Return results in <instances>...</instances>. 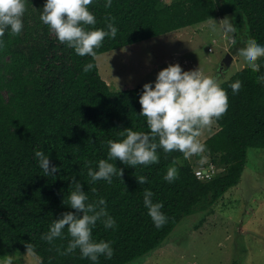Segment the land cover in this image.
<instances>
[{
	"label": "trees",
	"instance_id": "1",
	"mask_svg": "<svg viewBox=\"0 0 264 264\" xmlns=\"http://www.w3.org/2000/svg\"><path fill=\"white\" fill-rule=\"evenodd\" d=\"M43 4L27 2L21 34L6 31L0 38V242L32 251L38 264H92L79 249L67 255L57 251L71 238L67 228L63 238L51 243L41 239L52 220L75 212L67 206L75 176L89 201L103 197L116 220L114 229H105L100 221L92 229L95 240L111 241L114 249L110 259L101 255L97 264H126L158 248L181 219L231 190L245 168L247 149H264V83L247 66L219 83L228 96V112L213 121L217 130L202 142L207 151L196 154L197 161L207 159L223 169L210 180L195 177L201 164H187L180 151L158 147V162L133 168L117 159L116 167L124 169L120 178L89 183L85 162L92 161L95 168L96 161L106 159L108 139H122L126 128L149 131L146 117L139 116L142 86L111 91L95 57L236 11L244 16L250 41L264 44V0H112L110 8L104 0H94L88 7L97 23L87 27L106 28L110 15L118 28L115 38L105 37L95 57L79 56L58 41L40 20ZM86 62L93 64L89 72L82 70ZM260 62L264 65V58ZM236 82L243 85L238 95L230 90ZM34 150L49 153L60 171L45 176ZM168 168L177 172L172 182L163 179ZM139 176L147 182L139 184ZM145 188L153 191L154 202H163L168 221L161 228L144 207Z\"/></svg>",
	"mask_w": 264,
	"mask_h": 264
},
{
	"label": "clouds",
	"instance_id": "2",
	"mask_svg": "<svg viewBox=\"0 0 264 264\" xmlns=\"http://www.w3.org/2000/svg\"><path fill=\"white\" fill-rule=\"evenodd\" d=\"M30 0H0V38L6 31L13 35L21 34L24 28L23 16L26 3ZM94 0H44L40 10V20L48 25L61 43L74 49L79 56L95 57L105 37L115 38L118 28L113 23L114 18L107 17L106 28H88V25L97 23L95 15L88 5ZM112 0H104V7L110 8ZM213 25L219 26L230 45H237L241 41L237 34L238 27L225 16ZM246 47L237 48L236 56L253 72L260 73L257 80L264 83V73L260 58H264V44L255 40L247 41ZM3 40L0 39V46ZM93 68L91 62H86L82 70L89 72ZM222 70V69H221ZM243 88L240 82L231 85L230 90L238 95ZM141 110L139 116L146 117L149 131H134L126 128L120 132V140L108 139L107 158L95 162L96 167L90 166L93 162L86 161L89 183L104 180L112 183L114 176H122L124 169L117 168L115 161L132 166L149 165L159 160L157 149L165 152L177 150L185 158L207 151L199 136L201 130L213 121L219 120L228 112V96L219 87V76L204 75L199 67L193 70H183L179 63L169 64L161 69L154 81L142 85L139 95ZM34 158L45 176H54L60 171L50 160L49 153L34 150ZM114 161V162H113ZM175 168H168L163 179L172 182L176 177ZM139 184L147 182L146 176L136 178ZM70 191L67 193V206L73 211L63 212L60 218L52 220L49 230L43 233L41 239L51 243L56 238L64 237V229L71 237L61 255L74 253L79 249L82 258H88L92 264H97L99 257L106 259L113 256L114 249L111 241L95 240L92 229L100 221L105 229H114L116 220L107 211L106 200L103 197L96 201H89L87 192L75 176L70 178ZM94 191V189H93ZM154 193L150 188L143 191V204L156 228H161L168 221V216L161 209L163 202L153 201ZM64 203V200H63ZM27 248H31L30 243Z\"/></svg>",
	"mask_w": 264,
	"mask_h": 264
},
{
	"label": "rangeland",
	"instance_id": "3",
	"mask_svg": "<svg viewBox=\"0 0 264 264\" xmlns=\"http://www.w3.org/2000/svg\"><path fill=\"white\" fill-rule=\"evenodd\" d=\"M229 18L238 27L236 35L241 41L235 46L222 38L218 25L211 26L212 30L193 26L101 54L99 75L111 91H119L154 81L161 69L179 63L183 70L199 67L207 76L220 72L219 80L226 81L246 65L237 57L221 70L222 59L250 41L243 14L236 11ZM226 45L227 51L223 49ZM216 130L212 122L201 130L199 139L203 142ZM183 161L207 163V159L197 161L196 154ZM198 210L181 219L158 248L126 264H264V149H247L238 183ZM38 262L32 251L8 248L0 242V264Z\"/></svg>",
	"mask_w": 264,
	"mask_h": 264
},
{
	"label": "built area",
	"instance_id": "4",
	"mask_svg": "<svg viewBox=\"0 0 264 264\" xmlns=\"http://www.w3.org/2000/svg\"><path fill=\"white\" fill-rule=\"evenodd\" d=\"M204 161V160H203ZM223 169L215 168V166L211 163H205L198 165L194 169V175L197 179L203 180V181H208L211 178H213L215 175H218L221 173Z\"/></svg>",
	"mask_w": 264,
	"mask_h": 264
},
{
	"label": "crops",
	"instance_id": "5",
	"mask_svg": "<svg viewBox=\"0 0 264 264\" xmlns=\"http://www.w3.org/2000/svg\"><path fill=\"white\" fill-rule=\"evenodd\" d=\"M225 16H218V17H216V18H213V20L215 21V22H217V23H219V21L221 20V19H223ZM193 26H199V27H201V29L203 30V29H205L206 28V30L209 28V29H211V26H214L213 25V23H212V19L211 20H208V21H206V22H203V23H200V24H196V25H193ZM193 26H189V27H186V28H184V29H181V30H178V31H183V30H186V29H188V28H191V27H193ZM206 30H204V31H206ZM212 30V29H211ZM210 30V31H211ZM178 31H174V32H178ZM172 33V32H171ZM168 34H170V33H168ZM166 35V34H165ZM224 37V35L222 34V38ZM229 45V44H228ZM228 45H226V46H224V48L223 49H225V51H227L226 49H227V46ZM230 46V45H229ZM101 55V54H100ZM100 55H97L96 57H95V60H96V65L98 66V57L100 56ZM232 57H233V60H232V62H234V60L237 58V56H236V54H232ZM231 62V63H232ZM98 71L100 72V70L98 69ZM221 75V73L219 72V77H221L220 76ZM106 76V75H105ZM227 81V80H226ZM222 82H225V81H223V80H219V83H222ZM106 84H108V82H106ZM215 124V123H214ZM208 132V131H207ZM205 134V133H204ZM204 136V135H203ZM210 136V135H209ZM208 136V137H209ZM207 137V138H208ZM206 138V139H207ZM205 139V140H206ZM201 226H199V228H200ZM199 228H195L194 227V229H195V231H198V229Z\"/></svg>",
	"mask_w": 264,
	"mask_h": 264
},
{
	"label": "water",
	"instance_id": "6",
	"mask_svg": "<svg viewBox=\"0 0 264 264\" xmlns=\"http://www.w3.org/2000/svg\"><path fill=\"white\" fill-rule=\"evenodd\" d=\"M233 58L230 54L226 53L224 58L222 59L221 63H220V68H226L229 67V65L231 64Z\"/></svg>",
	"mask_w": 264,
	"mask_h": 264
}]
</instances>
